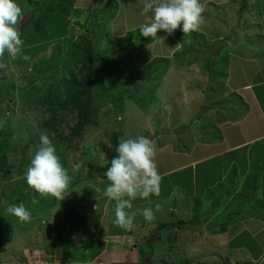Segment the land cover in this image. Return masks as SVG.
I'll return each instance as SVG.
<instances>
[{"label":"rangeland","instance_id":"374dc122","mask_svg":"<svg viewBox=\"0 0 264 264\" xmlns=\"http://www.w3.org/2000/svg\"><path fill=\"white\" fill-rule=\"evenodd\" d=\"M15 2L30 60L10 62L11 78L0 70V264H264V224H245L264 213L248 205L263 197L264 175L254 168L236 177L240 155L263 161L264 0H247L243 19L241 0H200V29L161 30L162 40L139 32L143 0ZM87 51L95 59L91 123L72 138L78 102L66 80L74 75L82 86ZM42 133L70 176L61 200L35 193L24 178ZM112 135L118 144L154 141L167 196L134 200L129 212L152 207L155 219L138 213L128 231L113 225L115 202L104 194ZM238 142L245 143L225 150ZM183 190L207 197L184 200ZM216 195L223 199L215 208ZM12 204H23L31 220L8 214ZM233 209L245 210L229 234L223 221Z\"/></svg>","mask_w":264,"mask_h":264},{"label":"clouds","instance_id":"9594fccd","mask_svg":"<svg viewBox=\"0 0 264 264\" xmlns=\"http://www.w3.org/2000/svg\"><path fill=\"white\" fill-rule=\"evenodd\" d=\"M204 11L200 0H143L141 14L146 17V22L140 25L139 32L143 37L154 40H162L157 37L161 30L172 35L179 28L187 35L200 29ZM23 16L24 12L15 0H0V70L9 78L15 73L14 67L11 72L8 71L10 62L30 60L23 53L24 41L20 33ZM115 152L104 173L108 181L104 194L115 202L113 225L128 231L132 229L138 213L147 221L155 219L152 207L132 212L128 210L132 209L133 201L137 198L149 200L151 204L149 198L160 194L162 178L155 162V143L149 137L123 139ZM24 178L28 188L35 193L57 200L64 198L70 176L47 134L40 135L37 150L26 168ZM155 209L160 210L158 203ZM6 212L21 222L31 220V212L23 204L9 205Z\"/></svg>","mask_w":264,"mask_h":264},{"label":"trees","instance_id":"16d2710c","mask_svg":"<svg viewBox=\"0 0 264 264\" xmlns=\"http://www.w3.org/2000/svg\"><path fill=\"white\" fill-rule=\"evenodd\" d=\"M235 1V0H234ZM246 2L247 0H241V7L238 11V14H237V18H240V19H243V14L245 12H247L248 8H246ZM208 4V3H207ZM59 7L62 9H65V7L62 5H59ZM249 12V10H248ZM247 12V14H249ZM41 18H39L40 20ZM239 24V22H237ZM38 24V23H37ZM243 25V24H242ZM234 29V28H233ZM38 32H41V31H38ZM37 34V33H36ZM40 35V34H39ZM37 36V35H35ZM251 40V39H250ZM87 48V47H86ZM88 50V49H87ZM87 60L89 62V65H88V75L84 81V83L82 84V86H79V83H78V78L74 75H72L70 77L69 80H66V82H68L70 84V88L68 89V94L69 96H71V92L75 91V98H76V101L78 102V120L77 122L74 124V127L72 129V134H71V137L74 138V137H77L79 136L85 129V127L90 124V116L92 114V109H91V103L86 99V95H87V92L91 86V83L94 79V73H93V68H94V64H95V59L92 58L91 56H89L88 54V51H87ZM72 87V88H71ZM72 100V99H70ZM112 144H113V149L115 150L117 147H118V142H117V139L114 135H112ZM2 147V143L0 141V149ZM1 151V150H0ZM116 155V152L114 151L111 155H110V161H111V158L113 156ZM110 164L107 166L109 167ZM107 167H103L104 169H107ZM258 190H259V187H257V193H258ZM260 191V190H259ZM263 192V190H261ZM260 191V192H261ZM201 192V190L199 191ZM201 196H205L207 197V193L206 191H203L201 194H199ZM262 195V194H261ZM211 198V197H210ZM208 199V198H207ZM222 195H216L213 199H212V205L215 204V208H216V201H222ZM257 200V201H256ZM255 201H254V206L255 205H259L260 207H263L264 208V195L262 198H257ZM230 206V201L227 200L226 202H224V206H222L221 208H219L218 210L220 211L222 208L224 207H228ZM241 207V206H240ZM215 210V209H214ZM245 210V209H244ZM244 210H240V209H233V210H230L228 212V215H227V218L223 221V223H225V226L226 225H229V222L231 220H233L234 218L237 217L238 214H242ZM259 213V212H258ZM245 214H247V212H245ZM249 214V213H248ZM264 214V213H263ZM250 218V217H248ZM182 223H185L184 221H181L180 224ZM224 225V224H223ZM234 243V242H233ZM140 264V263H139Z\"/></svg>","mask_w":264,"mask_h":264},{"label":"crops","instance_id":"0c3cea01","mask_svg":"<svg viewBox=\"0 0 264 264\" xmlns=\"http://www.w3.org/2000/svg\"><path fill=\"white\" fill-rule=\"evenodd\" d=\"M248 86H250V85H248ZM244 97V101H243V103H244V106L246 105V106H249V101L245 98V96H243ZM260 138H262L261 136L260 137H257V138H252V139H250V140H248L249 142H252L253 140H257V139H260ZM242 143H245V142H238V143H236V144H234L233 146H231V147H229V148H227V149H225V150H228V149H230V148H232V147H234V148H237L238 146H241L242 145ZM233 148V149H234ZM261 157V160H263V161H261L260 163H254V162H252V156H251V154H250V152H248V153H245V154H243V155H240L239 156V158H241L242 159V163H241V165L240 164H237L238 166H239V168L242 170V172H241V175H239V172H238V174H237V176L236 177H240L241 176V178L242 179H244V177L245 176H250L251 175V171H252V169H256L260 174H263L264 175V153L262 154V155H258L257 156V160L259 159ZM208 157H203L202 158V160H205V159H207ZM195 162V161H194ZM188 164H190V165H192L193 164V162L191 161L190 163H188ZM222 167H223V170H225L226 168H225V165H222ZM229 169H231V167L230 168H228V169H226V170H229ZM222 170V171H223ZM239 171V170H238ZM241 179V180H242ZM241 180H239V181H241ZM244 181V180H243ZM240 182V183H244V182ZM239 183V182H238ZM240 183L238 184V186H237V188L236 189H234V190H239V188H240ZM251 189H253V188H251ZM254 190V189H253ZM183 191H185V197L183 198L184 200H194V199H192V198H195L196 196H199V193L198 192H188V191H186V190H183ZM235 193H237V191H235ZM264 193V192H263ZM160 196H163L162 198H164L165 197V199L167 198V196L166 195H163V194H159ZM246 195V198L245 199H249V197H251V196H253V192H248L247 191V193L245 194ZM169 196V195H168ZM154 197V196H153ZM231 197H234V194H232L231 195ZM254 198L252 199V201H250V203H248V205H251L252 204V206L250 207V208H252V207H254ZM249 201V200H248ZM171 203V202H170ZM137 204H138V202H137ZM258 212H259V215H257V218H255V216H251L250 218H247L246 219V221H245V224H247V222H252V221H255L257 224H260V223H263L264 224V214H262L259 210H258ZM238 216V215H237ZM235 222H239L238 221V219H237V217L236 218H234L233 220H231L229 223V225H230V228L229 229H227L228 231H226V233H231L232 232V229H231V226H233L234 224H235ZM228 225V226H229ZM230 237V236H229ZM234 237V236H233ZM196 242V241H195ZM234 240H233V238H231L230 239V245L232 246V247H234Z\"/></svg>","mask_w":264,"mask_h":264}]
</instances>
